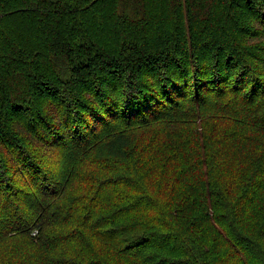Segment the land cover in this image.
Returning a JSON list of instances; mask_svg holds the SVG:
<instances>
[{"label":"trees","instance_id":"1","mask_svg":"<svg viewBox=\"0 0 264 264\" xmlns=\"http://www.w3.org/2000/svg\"><path fill=\"white\" fill-rule=\"evenodd\" d=\"M0 264H264V0H0Z\"/></svg>","mask_w":264,"mask_h":264}]
</instances>
